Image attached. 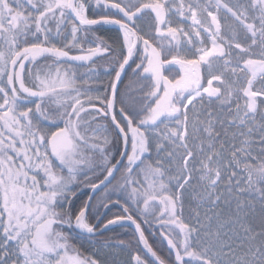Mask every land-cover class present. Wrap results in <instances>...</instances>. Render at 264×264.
Here are the masks:
<instances>
[{
    "label": "snow or ice",
    "instance_id": "1",
    "mask_svg": "<svg viewBox=\"0 0 264 264\" xmlns=\"http://www.w3.org/2000/svg\"><path fill=\"white\" fill-rule=\"evenodd\" d=\"M0 264H264V0H0Z\"/></svg>",
    "mask_w": 264,
    "mask_h": 264
},
{
    "label": "trees",
    "instance_id": "2",
    "mask_svg": "<svg viewBox=\"0 0 264 264\" xmlns=\"http://www.w3.org/2000/svg\"><path fill=\"white\" fill-rule=\"evenodd\" d=\"M96 11H99V10H96ZM96 34L99 35V36H102L104 39H109V38H112V37H114L116 35V29H115V27L105 26L104 29H101ZM101 63H103V62H101ZM99 71H100L101 74H103L104 69L102 67H100ZM146 235L150 236V242L159 239L156 236H152L150 231H148V230H146Z\"/></svg>",
    "mask_w": 264,
    "mask_h": 264
}]
</instances>
